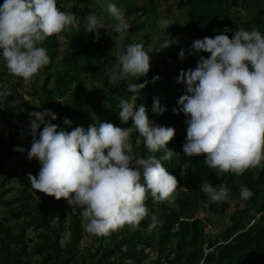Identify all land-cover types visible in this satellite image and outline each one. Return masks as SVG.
<instances>
[{
	"label": "trees",
	"instance_id": "trees-1",
	"mask_svg": "<svg viewBox=\"0 0 264 264\" xmlns=\"http://www.w3.org/2000/svg\"><path fill=\"white\" fill-rule=\"evenodd\" d=\"M158 1L113 0L131 25L127 34L121 35L113 30L117 21L107 12L105 1L57 0L58 8L75 13L77 24L43 42L51 59L29 78L32 101L25 97L24 78L12 75L0 58V82L9 87V99L16 110L8 114L0 108V206L4 208L0 209V264H264V160L242 174L228 171L216 176L217 169L208 167L203 155H184L186 117L178 111L177 103L186 90L185 84L177 82L181 70L194 69L200 56L210 55L192 52L193 41L213 37L226 27L232 30L227 33L229 38L238 28H255L264 33V3L247 2L248 8L254 7L256 11L242 17L234 9L239 0L230 5L228 0H177V8L187 10L191 24L181 43L174 26L166 30L158 26V6L166 0ZM3 2L0 0V4ZM89 13L104 24L98 40L95 33L85 29ZM167 18L165 14L163 19ZM167 36L175 41L162 48ZM132 43L144 44L151 56L150 70L136 81L129 76L112 85L109 74L116 67L119 54ZM181 49L185 51L183 59L179 56ZM154 76L159 79L152 83ZM145 80L149 83L135 103L145 105L155 124L175 129L168 142V148L175 153L162 163L177 178V189L160 201L149 193L145 200L148 214L138 225L124 224L105 235L89 234L82 225V208L69 205L64 198L57 200L37 192L26 178L28 173L37 175L40 168L38 161L27 158L31 147L29 113L50 109L57 114L52 123L67 131L99 122L122 127L119 102L122 98L131 100L130 82ZM154 97L166 108L162 115L152 111ZM65 118L72 121L71 126L64 125ZM126 126L131 127L132 121ZM42 129L43 126L38 132ZM132 145L137 157L153 154L135 130ZM16 147L25 151H15ZM155 155H163V150ZM16 156L27 159L28 164L23 165L19 187L11 195L13 189L5 187L10 180L4 174V166ZM204 181L214 186L226 185L230 190L228 199L210 201L201 189ZM241 186H247L254 195L242 199ZM225 215L229 218L225 228L215 231L210 226L212 218ZM153 216L156 222L150 227ZM66 234L68 238L62 242ZM213 246V251L206 254Z\"/></svg>",
	"mask_w": 264,
	"mask_h": 264
},
{
	"label": "clouds",
	"instance_id": "clouds-1",
	"mask_svg": "<svg viewBox=\"0 0 264 264\" xmlns=\"http://www.w3.org/2000/svg\"><path fill=\"white\" fill-rule=\"evenodd\" d=\"M105 6L117 21L113 30L126 35L131 25L124 13L113 0H105ZM76 24L75 13L58 8L57 0H4L0 4V58L12 75L28 79L50 63L43 42ZM172 25L170 19L158 20L162 29ZM85 29L98 40L104 24L89 13ZM231 31L226 27L213 37L194 40L192 52L210 55L200 56L194 69L181 70L177 78L186 85L177 102L187 125L183 153L188 157L203 155L204 163L217 169L216 176L228 171L239 175L264 160V33L238 28L229 38ZM172 41L167 36L162 48ZM179 56L185 57L183 49ZM150 60L143 43L127 45L109 74V82L115 85L125 77L136 81L146 76ZM158 79L154 76L152 83ZM148 83L130 82L131 100L119 102V119L123 124L131 120V127L99 122L67 131L52 123L57 114L50 109L29 113L31 147L27 158L38 161L40 168L37 175L28 173L26 178L37 192L82 208V225L89 234L105 235L124 224L138 225L148 214L145 200L149 193L160 201L177 189V178L162 163L175 153L168 148L175 129L155 124L145 105L135 103ZM10 95L9 90L0 89V102ZM165 110L154 97L152 111L162 115ZM63 123L71 126L72 121L65 118ZM134 130L152 155H134ZM14 150L25 151L23 147ZM161 150L163 155H155ZM201 189L212 202L227 200L230 191L222 183L214 186L209 181L202 182ZM253 195L251 189L241 186L242 199ZM152 220L150 227L156 218Z\"/></svg>",
	"mask_w": 264,
	"mask_h": 264
},
{
	"label": "rangeland",
	"instance_id": "rangeland-1",
	"mask_svg": "<svg viewBox=\"0 0 264 264\" xmlns=\"http://www.w3.org/2000/svg\"><path fill=\"white\" fill-rule=\"evenodd\" d=\"M82 1L83 3H86L88 0H82ZM98 1L104 2L105 0H98ZM232 1L233 0H228V4L230 5ZM249 1L251 2L252 0H245L244 3L242 4L241 0H239L238 5L236 6V8H234L235 11H238L242 17L247 16L248 12L250 15L256 11L254 7L251 8V10H250V7L248 8L246 3ZM159 2L160 0L158 1V3ZM262 3H264V0H262ZM167 10H169V12H167ZM158 11L160 13L159 15L161 18L164 17V14L168 15L167 19H170L173 24L172 26L175 27L176 37L181 43L184 42L186 40V35L189 34L190 28H191L190 21L186 14L187 10L186 9L179 10L177 8V0H166V2H162L161 4H159ZM29 83H30L29 78L24 79L22 86L25 89V91L26 90L28 91V92L26 91V96H25L26 99H28L29 101H32L30 97L31 95H29L31 92ZM8 88L9 87L7 86V84L0 82V89L7 90ZM13 104L14 103L8 97L4 101L0 102V108H5L8 114L16 113V110ZM117 122L119 123V120L118 121L114 120V123H117ZM11 123L12 122H8L9 125ZM122 127H127V126L126 124H124V126ZM262 162L263 160L261 161V163ZM27 164H28L27 159L19 158L18 156L12 157L11 159L5 162L4 174L6 177H9V180H10V182L7 183L5 187L13 189V192L11 193V195H14L16 189H18L19 187L18 181L20 179L21 174L24 172L23 165L27 166ZM0 209H2V211L4 210V208L1 206H0ZM200 214L203 215L202 210L200 211ZM228 219L229 218L227 215L216 217V218L213 217L211 220L210 226L215 231L222 232L223 228H225V225L228 222ZM212 221H213V224H212ZM30 233H31V230H28L27 234L30 235ZM67 238H68V234L64 235L62 242H65ZM149 258L151 259L153 258V256L150 255Z\"/></svg>",
	"mask_w": 264,
	"mask_h": 264
},
{
	"label": "built area",
	"instance_id": "built-area-1",
	"mask_svg": "<svg viewBox=\"0 0 264 264\" xmlns=\"http://www.w3.org/2000/svg\"><path fill=\"white\" fill-rule=\"evenodd\" d=\"M210 251H212V249H208V250L206 251V253H207V252H210Z\"/></svg>",
	"mask_w": 264,
	"mask_h": 264
}]
</instances>
